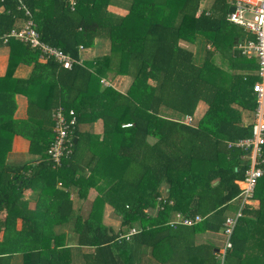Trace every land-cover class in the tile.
I'll return each mask as SVG.
<instances>
[{
	"label": "trees",
	"instance_id": "1",
	"mask_svg": "<svg viewBox=\"0 0 264 264\" xmlns=\"http://www.w3.org/2000/svg\"><path fill=\"white\" fill-rule=\"evenodd\" d=\"M21 1L45 42L77 60L79 47L96 38L109 41V52L66 69L8 40L0 76V264L16 255L21 264H218L216 246L196 237L221 230L238 207L249 159L228 142L252 134L257 78V60L237 47L253 35L227 20V0H213L209 14H197L202 0H76L73 9L68 0ZM110 4L127 14L110 12ZM18 5L0 0V35L25 17ZM19 64L32 66L26 78L14 75ZM110 74L129 76L128 90L103 85ZM17 94L28 100L25 119L14 116ZM200 100L204 115L184 123ZM58 106L73 109L77 121L71 155L53 167L47 149ZM98 120L101 138L90 129ZM16 135L32 155L20 163L8 159ZM90 188L96 196L75 211L71 192L87 199ZM28 190L39 195L32 208L22 199ZM253 198L259 205L243 206L225 264H264V177ZM106 205L119 228L105 222ZM176 212L202 219L171 225ZM70 231L75 244L67 242Z\"/></svg>",
	"mask_w": 264,
	"mask_h": 264
},
{
	"label": "built area",
	"instance_id": "2",
	"mask_svg": "<svg viewBox=\"0 0 264 264\" xmlns=\"http://www.w3.org/2000/svg\"><path fill=\"white\" fill-rule=\"evenodd\" d=\"M68 1L73 9L76 0ZM231 4L233 10L228 12L227 20L240 25L253 35V38H245L237 47L242 54H246L248 57L253 56L257 60L255 72L257 79L251 85L252 92L255 95L256 107L251 136L228 142L229 147L234 146L247 151L244 157L249 159V166L245 170L243 180L239 182L240 191L236 197L239 200L238 207L231 214L226 215L223 221V240H221V246L215 252L219 264H225L226 253L232 247L231 235L238 219L243 215V206L249 204L254 196L258 179L264 177V0H231ZM18 8L23 10L25 17L19 19L21 21L19 26H14L8 32L0 35L1 44H7L10 38H15L31 49L37 50L39 60L45 62L48 59H53L66 69H70L74 63L80 62L60 47L51 45L41 39L29 9L21 0H19ZM100 82L106 86H113L104 77L100 79ZM52 117L54 119V138L47 149V156L52 161L53 167H58L62 159L69 157L73 151V130L77 118L73 109H69L66 113L61 106L53 110ZM191 121L192 116L190 115H185L183 118L184 123L189 124ZM201 219L200 215L185 217L178 212L170 223L171 225H193ZM135 232L136 228H132L129 234Z\"/></svg>",
	"mask_w": 264,
	"mask_h": 264
},
{
	"label": "crops",
	"instance_id": "3",
	"mask_svg": "<svg viewBox=\"0 0 264 264\" xmlns=\"http://www.w3.org/2000/svg\"><path fill=\"white\" fill-rule=\"evenodd\" d=\"M212 2H213V0H202L200 2V4H199L198 9H197V14H200L203 10L206 11L207 14H209V8H210ZM227 2H228V12H230L229 7L232 5L231 4V0H227ZM70 8L72 9L71 5H70ZM107 9L110 12H112L114 14H117L119 16H124L128 12L126 8L118 6V5H115V4L108 5ZM243 30L246 31L245 28H243ZM246 38H249V37H246ZM183 45L187 46L188 48H190L193 52H196V50H197L196 46H195V50H194V45H192V44H187V43L184 42ZM98 46H101V47L102 46H106L108 48V50L107 49L106 50H107V52H109V41L105 40V39H101V38H96L95 42H94V45L92 47H89V48H84L82 46L79 47V53H80L79 61L93 59L96 56L94 53H95L96 50H98L97 49ZM105 54H106V52H105ZM8 55H9L8 46L6 44H1L0 43V76H2L5 73V71H6V68H7V65H8ZM246 57H248V56H246ZM248 58H250V57H248ZM216 60H217L218 63L222 62L221 58L219 56H217ZM41 62H44V61H41ZM31 69H32L31 65L19 64L17 66V68L15 69L14 75L16 77L26 78L30 74ZM255 72H256V70L254 71V74H255ZM106 79L108 81H110L111 83H112V81L114 79H117L118 83L116 85L114 83H112L113 84L112 87H114L115 89L118 90V85H119V87H121L123 89H124V87H129V79H131V78L129 76H125V75H116V76H112V75L110 76L109 75ZM122 92H124V91H122ZM15 101H16V110H15V113H14L15 118L16 119H25L27 117V106H28L27 97L22 95V94H17L15 96ZM207 107H208L207 104L204 101L200 100L198 102L197 106H196V109H195L194 114H193L192 117H194L195 119L201 118L204 115L205 111L207 110ZM90 129L93 132L95 131L96 134H102L101 133L102 132V121L98 120L97 122H95L93 124V127L92 126L90 127ZM28 148H29L28 140L26 138L20 136V135H16L14 137L12 150H11V152L8 155V159L10 161H13V162H16V163H20V162L29 160L32 156L29 154ZM239 188H240V184H239ZM96 194H97V191L94 188H90L89 191H88L87 199H78L77 198V194L74 191H72L71 194H70V198L73 200L74 210L76 211L77 207L79 205H83V206L89 205L90 204V200H88V199H94ZM38 196L39 195L37 194V192H33L31 190H28V191H25L22 199L27 200L29 202V206L32 208L35 205V202L37 201ZM253 197L250 200L249 204H250V207L255 209V208L258 207L259 202H258V200L254 199ZM235 202L237 203V199L232 201V203H234V205L236 204ZM233 210L234 209L231 210L230 214L233 212ZM83 212H85V208H83ZM176 213H178V212H176ZM176 213L173 215L172 220L175 218ZM104 214H105V212H104ZM3 217H4V213H2V218ZM20 225H21L20 220H17L16 227L18 228V227H20ZM117 228H115V229H117ZM1 235H2V233H0V236ZM221 236H222V238H221ZM221 240H223L222 229L219 230L218 232L206 231L204 233H200L196 237V242L197 243H201V242H211V243H213L216 246L214 252H217V250L221 246ZM84 248H87V247H83L82 248V251L86 252V251H84ZM225 260H226V257H225ZM12 263L13 264H21L22 263L21 255H16L14 257V260L12 261Z\"/></svg>",
	"mask_w": 264,
	"mask_h": 264
},
{
	"label": "rangeland",
	"instance_id": "4",
	"mask_svg": "<svg viewBox=\"0 0 264 264\" xmlns=\"http://www.w3.org/2000/svg\"><path fill=\"white\" fill-rule=\"evenodd\" d=\"M108 45V44H107ZM97 49L98 50H96L95 51V57H97V56H101V55H105V52H106V54L108 53L107 52V50H108V48L106 47V46H98L97 47ZM107 49V50H106ZM110 76H111V74H110ZM112 83H114L115 85L118 83V80L117 79H114L113 81H112ZM130 84H131V79H129V86H130ZM128 88L129 87H124V89L123 88H121V87H119V85H118V90H121V91H124V92H126L127 90H128ZM130 125V124H129ZM125 126H128V124H125ZM102 135H103V133L101 134V137H102ZM100 137V138H101ZM30 154V153H29ZM31 155V154H30ZM32 156V155H31ZM161 190H162V193L164 194V196H166V190H167V186L166 185H164V186H162L161 187ZM88 200H92V199H88ZM172 203V201H170V204ZM88 205H85V207H87ZM104 212H105V214H104V220H105V222L107 223V224H109V225H112L114 228H119V226H120V217L119 216H117L114 212H113V210L111 209V207H109L108 205H106L105 206V208H104ZM156 212H157V210L156 209H154L153 210V215H155L156 214ZM70 234H72V235H70L69 236V238H68V240H67V242H69V243H72V244H75L76 243V238H77V235L75 234V233H72L71 231H70ZM2 236H0V238H1ZM221 238H222V236H221ZM84 251H86V252H89V251H91V249L90 248H84ZM78 262H80V260H77V263Z\"/></svg>",
	"mask_w": 264,
	"mask_h": 264
},
{
	"label": "water",
	"instance_id": "5",
	"mask_svg": "<svg viewBox=\"0 0 264 264\" xmlns=\"http://www.w3.org/2000/svg\"><path fill=\"white\" fill-rule=\"evenodd\" d=\"M229 10H230V11H232V10H233V7H232V6H230V7H229ZM74 140L76 141V139H74Z\"/></svg>",
	"mask_w": 264,
	"mask_h": 264
},
{
	"label": "clouds",
	"instance_id": "6",
	"mask_svg": "<svg viewBox=\"0 0 264 264\" xmlns=\"http://www.w3.org/2000/svg\"><path fill=\"white\" fill-rule=\"evenodd\" d=\"M235 25H237V24H235ZM238 26H240V25H238ZM241 27V26H240Z\"/></svg>",
	"mask_w": 264,
	"mask_h": 264
}]
</instances>
